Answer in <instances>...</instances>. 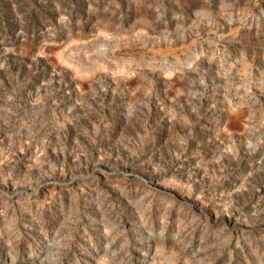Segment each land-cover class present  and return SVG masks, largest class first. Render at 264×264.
Returning a JSON list of instances; mask_svg holds the SVG:
<instances>
[{
  "label": "rangeland",
  "instance_id": "1",
  "mask_svg": "<svg viewBox=\"0 0 264 264\" xmlns=\"http://www.w3.org/2000/svg\"><path fill=\"white\" fill-rule=\"evenodd\" d=\"M0 264H264V0H0Z\"/></svg>",
  "mask_w": 264,
  "mask_h": 264
}]
</instances>
